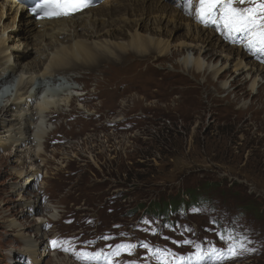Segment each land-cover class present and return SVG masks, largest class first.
<instances>
[{
    "label": "rangeland",
    "instance_id": "obj_1",
    "mask_svg": "<svg viewBox=\"0 0 264 264\" xmlns=\"http://www.w3.org/2000/svg\"><path fill=\"white\" fill-rule=\"evenodd\" d=\"M104 2L105 0L98 7ZM6 16L8 13L5 14L4 24L12 27V17ZM185 32L181 29L173 33V44L177 45L179 42L176 40L179 38L180 41L186 40ZM167 37L168 35L165 39H168ZM221 45L232 48L224 43ZM30 50L32 51V47ZM220 50L221 48L218 51ZM247 54L251 55L252 61L258 67L264 66V54ZM188 55L192 60L198 57L199 53L195 49L181 50L174 56L171 55L168 60L152 61L153 66L149 68L142 83L125 88L119 82L115 87L113 99L102 96L101 100L84 101L83 98L88 99L98 83L102 85L100 90L103 89L106 77L100 75L96 79L90 71L70 73L76 77L74 83L81 90L79 93L85 94L81 102L76 100L63 107L60 115L51 114V124L55 125L51 128L53 132L46 146L49 163L43 171L47 172V176H42V183L39 178L35 186L30 187L44 192L41 194L46 196V204L55 207L52 212L55 218H46L50 209L45 211V226L48 223L53 224L54 233L65 235V239L70 241L72 239L67 237L70 235L85 234L94 237L86 248L79 246L77 250L107 252L109 248L104 249L98 243L104 246L124 243L112 238L113 234H118L116 231L108 235L107 239L98 241L97 236L116 228L115 225L123 227L120 231L131 233L129 227L133 222L127 215L117 217L113 216L111 209L106 212L99 210L100 198L104 197L107 190L99 188L101 193L95 194L86 192L82 202L74 200L75 203H72L69 199L71 189L78 184L83 172H72L74 166V169L82 168L84 171L90 168L99 169L97 174L102 177L106 174L104 168L113 167L119 173H129V177L141 178L146 183L142 192L147 194V197L143 198L142 194L134 193L130 212H136L141 204L149 205L150 199L155 198L151 195L153 192L167 197L180 189L196 185L201 179L222 181L225 191L231 190L234 195L224 198L210 196L217 207L203 210L206 212L203 215H181V225L184 227L180 231L193 232L194 229L195 233L191 235L193 240L197 239L203 243L209 240L219 242L217 231L221 226H217L215 222L225 224L226 217L231 214L228 230L244 240L246 248L253 252L245 256L242 253L241 258H229L225 264H264V76L258 78L260 87L256 88V94L250 90L255 75L254 78L252 75L247 78L244 82L245 89L237 96L236 92L228 94L221 88L220 83H225L226 80L230 83L236 77L233 69L229 70V79H218V75L211 74L213 67L222 69L228 66L227 59L217 57L210 60L205 57L203 62L210 70L199 73L195 70L187 71L183 67L181 62ZM130 57L137 56L133 54ZM29 58L30 56H25L22 61L27 62ZM56 78L62 80L65 75L57 74ZM240 79L245 80L246 76H240ZM43 86L39 95H42L43 89L50 87L52 91L55 87L48 80ZM168 115L172 117L171 121L163 119ZM103 130L108 133H102ZM169 131L173 132V141L161 151L155 140L159 139V134L168 135ZM64 138L68 139L67 142H75V148L70 149L66 145L67 142L61 145ZM82 157L86 158L85 162L81 161ZM74 161L76 165L67 171V165ZM12 167L15 166L0 161V264H27L28 258H25L26 254L22 252L25 245L17 236L19 229L10 228L9 223L13 217L20 221V225H29L36 221L22 217L25 211L20 209V205H16L19 203V195L14 191L22 181L13 179ZM89 175H93L92 172ZM30 191L35 192L34 189ZM104 200L105 198L101 199L102 202H105ZM240 202L244 205L242 212L235 209L236 204ZM122 204H116L117 211H125L128 208ZM112 205L110 202L105 204V207ZM71 209L76 213L89 214L93 223L89 226L79 223L75 227H69L63 215ZM67 220L69 221V218ZM145 225L148 234L158 227L150 220H143L141 227ZM45 226L44 231L50 237L53 231H47ZM233 227L239 231L236 233ZM141 232L142 230L137 233L135 231V241L147 236ZM84 240L88 241L86 237ZM153 243L170 244L159 237L154 238ZM48 249L49 247L45 249L44 254L48 251L49 255L44 256L46 258L43 257L40 264H54V258H59L57 253L53 254ZM181 252L193 250L191 247H184ZM143 255L151 256L141 247L135 257L140 258ZM64 261L76 264L69 258Z\"/></svg>",
    "mask_w": 264,
    "mask_h": 264
},
{
    "label": "bare ground",
    "instance_id": "obj_2",
    "mask_svg": "<svg viewBox=\"0 0 264 264\" xmlns=\"http://www.w3.org/2000/svg\"><path fill=\"white\" fill-rule=\"evenodd\" d=\"M181 1L105 0L100 7L69 19L36 22L13 0H0V161L15 166L13 179L22 181L14 191L21 198L20 209L26 214L22 217L36 221L20 225L13 217L9 223L10 228L19 229L17 236L25 245L22 252L30 262L40 264L49 255L48 251L44 254L50 242L44 226L47 217L55 218L52 213L55 207L46 204L50 211L45 218V211L36 208L42 203L39 200L43 192L27 201L24 189L34 187L39 178L42 181V176H47L43 171L49 163L46 146L55 125L51 124L50 115H60L63 107L76 100L81 102L83 97L74 83L75 75L70 73L90 71L96 79L100 75L106 77L103 89L96 81L95 90L84 101L101 100L102 96L113 99L119 82L125 88L142 83L153 66L152 61H165L177 51L195 49L198 57L190 60L188 55L181 62L185 70L207 72L210 67H205V57L227 59L228 66L213 67L211 71L218 79H229L231 69L236 74L230 83L227 80L220 83L221 88L228 94L236 92L237 96L245 89L247 78L255 75L250 90L256 94L264 67H258L243 49L221 45L231 39L216 25L193 22L192 17L183 14ZM6 13L7 18L12 17V27L4 24ZM181 29L186 31V40L179 38L176 40L179 43L173 44V33ZM133 54L137 57H130ZM25 56H30L27 62L22 61ZM57 74H64L65 78L58 80ZM243 75L245 80L240 79ZM46 80L55 86L54 90L47 87L39 95ZM66 145L75 148L72 140ZM58 257L63 260L54 258V264H68L64 261L66 257L59 254Z\"/></svg>",
    "mask_w": 264,
    "mask_h": 264
},
{
    "label": "snow or ice",
    "instance_id": "obj_3",
    "mask_svg": "<svg viewBox=\"0 0 264 264\" xmlns=\"http://www.w3.org/2000/svg\"><path fill=\"white\" fill-rule=\"evenodd\" d=\"M95 2L96 0H35L28 11L41 20L72 18L94 6ZM183 10L189 15L194 14L206 26L216 25L233 41L236 36H243L245 47L249 51L264 54V0H198L194 13L192 0H185ZM218 237L224 243V248L212 245L205 250L203 245L195 244V252L186 256L179 255L171 249L150 247L146 243L141 247L150 253L156 264H225L227 259L241 255L242 250H248L245 241L231 230L225 229L218 233ZM183 244L193 242L185 240ZM50 245L53 249L70 252L83 264H113L114 257L120 256L122 252L131 254L137 247L130 243H122L108 245L107 252L104 250L89 252L77 250L70 240L55 239L50 241Z\"/></svg>",
    "mask_w": 264,
    "mask_h": 264
},
{
    "label": "trees",
    "instance_id": "obj_4",
    "mask_svg": "<svg viewBox=\"0 0 264 264\" xmlns=\"http://www.w3.org/2000/svg\"><path fill=\"white\" fill-rule=\"evenodd\" d=\"M171 118L172 117L169 115L163 117V119L168 121H171ZM102 133L108 132L106 130H103ZM172 134L173 132L170 131L168 135L159 134V139H156L157 137L155 136L156 146H158L159 150L163 151V149L171 145V142L173 141ZM160 143L163 144L161 145ZM74 165H76V162L69 164L67 171H70V169ZM74 167L71 170L72 172H83L81 173V176L78 180V184L75 185L70 191L72 192V194H69V199L72 201V203H75L74 200H77L78 202L84 201L85 197H83V195L86 192H92L94 194L101 193V191L99 190V188H101L102 190L107 191L106 193H104V197H102L105 198V202H102V198H100V211L104 210V212H106L111 209L113 211V216L118 217L125 214L128 216V219H132L131 221H135L143 214L151 218L153 221H159L162 227L165 229V224L167 222H171V224H173L175 228V221L179 220L181 218V215L184 217H189V211L192 209H198L199 212L201 211V215L206 213L203 212V210L216 209L217 205L214 204V201L210 198V196L224 198L228 197L229 195H234V193L230 192L231 190H228V192L225 191L222 181L201 179L198 180L196 185L180 189L178 190V192L172 193L167 197H163L162 194H156L155 192H153V194L151 195L155 198L150 199L151 202L149 203V205L141 204L136 212L135 210L133 212H130L129 207L132 206V195L134 193L142 194L141 197L143 198L147 197V194H144L142 192L146 184L143 179L129 177V173L126 174L123 171L119 173L117 169L114 170L113 167L109 169L104 168V170H106V174L103 177L97 174V170L99 169L90 170V168L84 171L82 168L76 170L74 169ZM90 172H92L93 175H89ZM213 193L214 195H212ZM236 196L241 197V195ZM110 202H112L113 205L109 208H106L105 204ZM117 203H123L122 205L127 206L128 208L125 211L119 212L117 211ZM236 207L237 208L235 209H237L238 212H242L244 210V205L241 202L237 203ZM63 216L64 220H66L67 218H69V220H73V222L68 225L69 227H75V225L79 223L88 225V220H91L89 214L76 213L72 209L68 210ZM230 217L231 214L228 215L225 220H230Z\"/></svg>",
    "mask_w": 264,
    "mask_h": 264
},
{
    "label": "built area",
    "instance_id": "obj_5",
    "mask_svg": "<svg viewBox=\"0 0 264 264\" xmlns=\"http://www.w3.org/2000/svg\"><path fill=\"white\" fill-rule=\"evenodd\" d=\"M39 182H41V181H39ZM39 182H37V183H39ZM30 189H34L35 190V192H33V193H31V191H30ZM36 189V187L35 188H31L30 186L28 187V188H25L24 189V195H25V200H27V201H33L34 200V197H35V195H38L39 194V190H37ZM42 192V191H41ZM44 193V192H43ZM18 204H16V205H20V201H21V198L18 196ZM42 202V203H40V205H38L36 208L37 209H40L42 212H44V211H46L47 209H48V207H47V205H46V201H47V199H46V196L43 194L42 195V197H41V199L39 200V202Z\"/></svg>",
    "mask_w": 264,
    "mask_h": 264
}]
</instances>
